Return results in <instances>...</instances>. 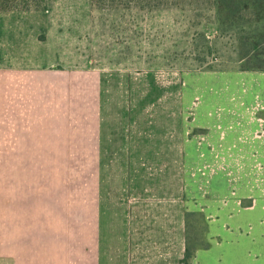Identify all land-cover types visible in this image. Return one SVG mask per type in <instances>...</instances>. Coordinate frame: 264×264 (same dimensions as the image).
Masks as SVG:
<instances>
[{
  "label": "rangeland",
  "instance_id": "obj_1",
  "mask_svg": "<svg viewBox=\"0 0 264 264\" xmlns=\"http://www.w3.org/2000/svg\"><path fill=\"white\" fill-rule=\"evenodd\" d=\"M3 6L0 264H158L187 213L223 264H264V102L234 106V140L223 123L226 76L247 90L264 69L213 0ZM252 10L236 26L264 28ZM156 133H185V157L140 150Z\"/></svg>",
  "mask_w": 264,
  "mask_h": 264
},
{
  "label": "crops",
  "instance_id": "obj_2",
  "mask_svg": "<svg viewBox=\"0 0 264 264\" xmlns=\"http://www.w3.org/2000/svg\"><path fill=\"white\" fill-rule=\"evenodd\" d=\"M2 12H6V11H0V13ZM240 78H241L240 83L242 84L243 76H240ZM237 79L238 78L233 77L232 74L231 76H229L228 74V76H226V79H225V103H224L225 116H224L223 123H224L225 131H226L225 139H228L230 141L234 140L237 135L236 134L237 130L234 131V129H232L236 124L230 125L231 127H228V125L231 124L230 119H233L231 111L233 110L234 106L239 107V103H240L241 107L239 109H244V108L246 109L250 103L251 104L254 103L253 101L254 98L256 100L258 97L259 99L260 98L262 99V102H264V92H263L264 91V88H263L264 78H260L261 80L259 81V83L257 85H252L251 88H248V84H247V90H245L242 85L238 88L239 81ZM238 90H240V93H241V96L240 97L238 96V98H240L241 100H238L236 103H234L233 97L237 95ZM183 125H184V120H183ZM180 135L181 136L176 137V138H173V135H169V134L160 135L159 133H156L154 138H148L147 136H143L141 138V141L144 144L140 146H144L145 148H139V149L147 151L148 149L146 148L149 147L151 149L156 148V150L160 151L161 149L165 148L168 152L176 151L175 154L177 155L182 154V156L185 157V148H186L185 133H182ZM104 141H103L102 146H104L105 144ZM130 145H131V142L130 144H128V146L130 147ZM131 146H134V145H131ZM134 148H137V146H134ZM171 155H173V153ZM181 234H182V243L180 247L178 248V250H176L177 252L173 253L172 250H170L169 253L172 256H169L166 261L159 262L158 264H182V260L184 259L185 253H186V238H185L184 230H182ZM224 247L225 245H222V246L211 245L207 248H199L196 251V254L192 258L190 263L191 264H223L224 260L227 259ZM257 252H260V251L258 250ZM172 253L173 254L177 253V254L173 255ZM260 259L262 260V258H259V260ZM128 264H130V262ZM144 264H148V263L145 262Z\"/></svg>",
  "mask_w": 264,
  "mask_h": 264
},
{
  "label": "trees",
  "instance_id": "obj_3",
  "mask_svg": "<svg viewBox=\"0 0 264 264\" xmlns=\"http://www.w3.org/2000/svg\"><path fill=\"white\" fill-rule=\"evenodd\" d=\"M11 0H0V3L10 2ZM156 0H152L155 2ZM213 3L217 7V17L223 26L229 29H234L239 33L240 42L244 43V50L241 52V60L251 63L248 66H244L245 69H264V52L261 50H254L256 48L264 46V28L256 27L252 30L243 29L236 24L246 23L251 21L252 18H247L246 11L253 8L252 13L255 14V21L257 23L264 21V0H213ZM98 7L102 8V4L98 3ZM18 9L15 7L3 6L0 7V11H10ZM246 12V13H245ZM258 26V25H256ZM253 46H251V44ZM194 214H186V253L182 260V264H191L190 260L196 254L199 248H207L208 244H204L199 240L200 236L194 234L195 225L190 222V219Z\"/></svg>",
  "mask_w": 264,
  "mask_h": 264
}]
</instances>
